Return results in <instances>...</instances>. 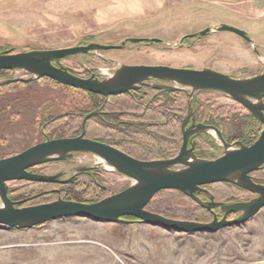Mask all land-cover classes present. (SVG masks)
<instances>
[{
    "label": "rangeland",
    "instance_id": "rangeland-1",
    "mask_svg": "<svg viewBox=\"0 0 264 264\" xmlns=\"http://www.w3.org/2000/svg\"><path fill=\"white\" fill-rule=\"evenodd\" d=\"M221 24L244 30L252 42L231 31L214 30ZM205 29L207 32L200 34ZM128 38H158L159 41L134 43L127 41ZM90 44L123 46L93 48L61 58L58 64L77 76L95 75L99 79L107 77L120 63L206 67L236 78L250 77L264 69V0H0V52ZM29 77L30 74L18 69L0 70V81ZM53 81L42 77L23 84H0V158L46 139L70 137L81 131L82 121L77 130L67 123L62 133L54 130L73 113L84 109L91 112L89 107L99 100L89 101L90 97L80 89ZM152 81L146 82L174 85L164 80ZM148 87L140 94L110 95L109 105H106L107 108L120 105L122 109H115L122 114L120 119L136 123L135 115L142 110L135 105L139 96L144 102L154 96L163 102L159 114L149 111L143 117L144 121L151 122L142 136H134L138 138L135 142L152 150L148 154L143 149L147 153L143 155L145 158L174 156L179 151L181 134L176 116H182L193 102L202 113L201 118H221L220 126L226 140L238 139L247 145L262 129L258 119L222 92L203 90L188 100V89L165 91L158 88L155 93L152 86ZM167 103L172 104L169 111ZM166 112L170 114L168 117ZM63 113L71 115L47 124ZM233 117L237 119L233 121ZM166 120L168 123L163 125ZM238 122L243 125L242 133L236 129L240 126ZM102 123L100 126L93 120L85 121L86 136L127 139L114 132L113 126ZM104 127H107L105 132ZM196 143L206 152L202 159L217 157L224 151L211 130L202 131ZM98 161L92 154L79 152L63 160L34 166L31 171L58 172L66 182L32 183L31 188L38 191L34 194L53 188L72 189L85 197L98 193L102 199L131 183L126 176ZM254 175L264 180V170ZM25 183L19 180L7 185L9 190H14L12 194H17L28 191L29 187L21 186ZM220 183L202 187V196L209 198L211 195L224 203L253 197L245 189L246 192L240 193ZM51 192L54 194L50 197L63 198V191ZM167 193H158L162 207H191L196 203L187 196ZM45 198L33 203L43 202ZM213 211L219 218L223 215L218 209ZM239 214L235 212L227 218ZM123 219L127 222L63 217L26 229L0 226V264H264V207L243 223L215 232H176L139 222L133 217ZM211 219L212 215L208 221Z\"/></svg>",
    "mask_w": 264,
    "mask_h": 264
},
{
    "label": "water",
    "instance_id": "water-1",
    "mask_svg": "<svg viewBox=\"0 0 264 264\" xmlns=\"http://www.w3.org/2000/svg\"><path fill=\"white\" fill-rule=\"evenodd\" d=\"M208 29L200 32L205 34ZM214 30L231 31L246 41L252 42L244 30L221 24ZM158 42V38H128L129 42ZM119 45H78L55 49H37L25 52H0V70L18 69L30 74L29 78H12L3 83L25 82L47 77L60 84L103 95H118L137 89L140 85L152 86L165 91L188 89V100L199 91L215 90L226 94L247 109L262 124L257 138L250 144L238 142L237 146L224 140L213 126L198 125L183 131V144L177 155L167 159L140 160L113 146L84 137L85 121L98 110L87 113L82 119V130L77 136L46 139L20 152L0 158V226L26 229L63 217H83L102 222H127L124 217H133L139 222L160 226L184 233L215 232L223 227L243 223L264 207V184L255 182L250 173L264 167V69L256 75L244 78L202 67H174L168 65L123 64L112 70L107 77L95 75L80 77L58 64L59 59L85 53L93 48H121ZM148 80H164L174 85L150 84ZM190 109V104L188 105ZM213 130L223 146V153L213 159L198 158L192 149H186L189 135L196 131ZM89 153L116 171L126 176L131 183L125 188L94 202H81L58 197L49 202L17 206L36 198L43 191L22 200L8 196L10 181L62 182L60 174H39L30 171L33 166L54 160H63L73 153ZM89 168V167H86ZM83 169V168H82ZM228 182L251 194L248 200L229 203L201 199L198 194L203 185ZM175 189L189 197L201 207L219 210L218 218L213 211L210 221L174 219L146 209L152 197L161 190ZM240 212L235 218L228 214Z\"/></svg>",
    "mask_w": 264,
    "mask_h": 264
},
{
    "label": "flooded vegetation",
    "instance_id": "flooded-vegetation-1",
    "mask_svg": "<svg viewBox=\"0 0 264 264\" xmlns=\"http://www.w3.org/2000/svg\"><path fill=\"white\" fill-rule=\"evenodd\" d=\"M154 81H156V80H154ZM154 81H152V82H154ZM148 88H150V87H148L147 85H140L137 89L129 90L128 92H130L131 95H133L134 93L140 94V92H142L144 89H148ZM151 90H153L156 93L157 90H158V88H156V90H155V88H152L151 87ZM89 93H91V92H89ZM124 93H127V92H124ZM91 94H95V93H91ZM95 95H98L100 98L103 99V101L97 102L96 104H93L92 105L90 111L98 110V112L96 114L90 116L87 120H89L92 117H98L100 120H102L103 122H105L109 126L110 125L113 126L111 128L117 129L119 127L120 128L119 129V132L121 133V136L122 135H125V136H127V139H124L123 136L122 137H113V136H111V137L109 136L108 137V135L107 136H102V137H93L92 138V137L86 136V130H85V133H84L83 136L86 137V138H89V139H92V140H96V141H99V142H103L105 144H108L110 146H113L114 148H117L118 150H120V151H122V152H124V153H126V154H128V155H130L132 157H134V158L140 159V160L167 159V158L174 157L175 155L178 154V152L180 151L181 146L183 144V131H185L189 127H192L191 129L192 130H195L198 125H206V126H213V127H215L216 129H218L220 131V133H221L222 137L224 138V140L226 142L230 143V144H234V145L237 146V143L238 142H242V143L244 142V141H241V140H238V139H233L232 141L226 140L225 137H224V135H223V133H222L223 131H222L221 126H220L221 118H214V117L211 118V119H206V118L203 119V118H201L202 113L198 112V110H197L198 108H197V106H194L195 105L194 104L195 102H193V104L190 105V109H188V107H186V110L182 114V116H180V117L176 116L177 117V121L179 122V130H180V134H181V144H180V147H179V151H177V153L174 156L172 155V156H169V157L139 158L138 156L140 155L141 152L138 150L139 151V153H138L137 150L136 151H133V149L132 150L129 149L128 146H126L122 141H125V142L132 141L134 139V136H140V135L142 136L143 132H145V131H143L144 128L146 127V125H149V122H151V121H144V118L143 117L146 116V114L149 111L150 112H153L156 115H157V113L159 114L160 111H158V110H161V108L159 106H161V104H163V102L160 101V100H156V98H154L155 96L153 98H150L148 101H145L144 102L141 99L142 96H139V99H138V101H136L135 105L141 106L142 107V110H140L139 112H137V114L135 115L136 118H138L137 119L138 122L133 123V122H128L127 120H124V119H120V117L122 116V114L120 113V111L110 110V109H108L106 107V105H109L107 103V99L109 98V96L105 97V96L99 95V94H95ZM118 95H120V94H118ZM263 99H264V97H263ZM166 106H169V108H166L167 111H169L170 108L172 109V107H171L172 104L171 103H167ZM156 111H158V112H156ZM165 114H166V117H168L170 115L169 112H166ZM117 119H119V120H117ZM115 120H117V121H115ZM167 123L168 122L166 120L165 122H163V125H166ZM84 128H85V125H84ZM81 130H82V128H81ZM206 131L209 132L210 129L209 130H206ZM211 131H213V130H211ZM201 132H196V131L192 132L189 135V137H188L187 145H186V149H192V152L198 158L199 157L200 158H203V156L206 155V152H204V151H202V149L198 148L199 146L196 143V139L199 137V135L201 134ZM80 133H81V131L79 133L73 135V136H77ZM213 133H214V131H213ZM137 139L135 138L133 141H135ZM140 149L143 152H144L143 149H146V152H148V154H149L150 151H152V150H149V148H145V147H141ZM76 153H79V152H76ZM207 159H213V158H207ZM33 167H31V168H33ZM32 172L41 173V172H38V171H32ZM90 172H86V173L89 174ZM57 173H55V174H57ZM59 180L60 181L64 180V177L60 175L59 176ZM57 184H64V183L58 182ZM46 191L47 192L55 191V192L59 193L60 192V189L53 188V189L46 190ZM202 193H204V192L201 191L198 194V196L200 198H202L204 200L209 199L208 197L206 198V197L202 196ZM26 198H29V197H26ZM12 200H16V199H12ZM32 204H38V203H31V204H27V205H32ZM210 211H211L212 216H213V211L212 210H210ZM218 218H219V216H218Z\"/></svg>",
    "mask_w": 264,
    "mask_h": 264
},
{
    "label": "trees",
    "instance_id": "trees-1",
    "mask_svg": "<svg viewBox=\"0 0 264 264\" xmlns=\"http://www.w3.org/2000/svg\"><path fill=\"white\" fill-rule=\"evenodd\" d=\"M53 81V80H52ZM54 83H56V84H60V83H58V82H56V81H53ZM17 84H23V82H16ZM71 88V87H70ZM81 92H83V93H85L88 97H90L89 99V101H95V102H97L96 100H99L98 102H100V101H103V99L102 98H100L98 95H95V94H91V93H89V92H87V91H84V90H81ZM180 92V91H179ZM95 104V103H94ZM116 107H109L108 109H110V110H115L117 107H119V108H121L120 107V105H115ZM90 109H91V107H89ZM89 109V110H90ZM122 109V108H121ZM0 112H1V110H0ZM212 112V111H211ZM82 113H87L86 111H85V109H84V111H82V112H80V113H73V115L72 116H68V115H71V113H63V114H59V115H56V116H54V118L52 119V120H50L47 124H50V123H52V122H54V123H56V122H58V120H59V122L61 121V118H62V116H68L69 118H67L68 120H66V119H64V120H66V121H63V122H61L62 124L59 126V128H57L56 130H54V131H59L60 133H62V131L65 129V128H67V127H65L64 125L67 123V126H69V127H75V129L77 130V129H79V126L81 125V121H82V118H83V114ZM225 113V112H224ZM82 114V115H81ZM221 116V115H220ZM235 118V119H234ZM237 119V117H233L232 118V120L233 121H235ZM89 120H93V121H95L98 125H100V126H103V123H102V121L98 118V117H92V118H90ZM117 120H119V119H117ZM117 120H115V121H117ZM238 121V120H237ZM239 123V122H238ZM239 125H240V123H239ZM236 127V126H235ZM242 127H243V125H242V123H241V125L239 126V127H236V129L237 130H239L240 131V133H242ZM104 129V132H105V130L107 129V127H104L103 128ZM109 129V128H108ZM112 129V128H111ZM119 127L117 128V129H114V132H118V133H120L119 132ZM121 134V133H120ZM61 135V134H60ZM245 136V135H244ZM257 136H258V133L256 134V135H254L253 136V139L252 140H249L247 143L248 144H250V143H252L256 138H257ZM245 139V138H244ZM134 140V139H133ZM127 141V142H125V141H122L126 146H128V148L129 149H133V151H140L141 153H140V155L138 156L139 158H145L146 156H143V155H146L147 153H144V152H142V150L140 149L141 147H143L140 143H137V142H135V141ZM151 140H153L152 138H151ZM154 141V140H153ZM139 148V149H138ZM149 150H151V149H149ZM139 151H138V153H139ZM146 152V151H145ZM144 153V154H143ZM149 154H151L150 152H149ZM262 170H264V167H261V168H259L258 170H255V171H253V172H251L250 174H251V177H252V179L254 180V181H256V182H258V183H263L264 184V180H258V179H256V178H254V174L255 173H258L259 171H262ZM21 182H26L24 185L23 184H21V186L22 187H26L27 186V188H28V191H27V189L25 190V191H27V192H19V193H17V194H12V191H14V190H9V188H8V196L11 198V199H19V197H30V196H32V195H34V193H36V192H38V191H35V189H33V188H31L32 186H31V184L32 183H38L37 181H25V180H20ZM40 183V182H39ZM218 183H220V182H218ZM218 183H213V184H218ZM221 184V183H220ZM222 184H226L227 186H230V187H232V188H234L235 190H236V192L238 191V192H240V193H244V192H246L244 189H242V188H239L238 186H236V185H233V184H229V183H222ZM208 185H211V184H208ZM208 185H203L202 187H205V186H208ZM20 186V187H21ZM18 189H16V191H17ZM61 192L63 191V195H62V197H63V199H71V200H77V201H81V202H94V201H97V200H100V195L97 193V194H95L93 197H85V195H83V194H78V193H74V191H72V189L70 190V189H62V190H60ZM161 192H168L167 194L168 195H171V194H177V195H181V196H185L183 193H181L180 191H178V190H175V189H167V190H161V191H159V192H157L153 197H152V199L148 202V204L146 205V209L147 210H149V211H152V212H155V213H159V214H161V215H163V216H166V217H169V218H174V219H184V220H194V221H202V222H206V221H208L210 218H211V215H212V213H211V211L209 210V209H206V208H203V207H201L199 204H196V203H194V205L193 206H191V207H189V206H185V205H181V206H172V207H162V204H163V202L162 201H160V200H158L157 199V196L159 195L158 193H161ZM52 194H54V192H47V193H45V194H42V195H40V196H38V197H36V198H32V199H30V200H28L27 202H25V203H23V204H18L17 206H23V205H27V204H31V203H33L35 200H38V198H45V197H47V198H45L44 200H43V202H49V201H52V200H54L55 198H52V197H50V195H52ZM57 197V196H56ZM157 199V200H156ZM43 202H35V203H43ZM2 227V226H1Z\"/></svg>",
    "mask_w": 264,
    "mask_h": 264
},
{
    "label": "bare ground",
    "instance_id": "bare-ground-1",
    "mask_svg": "<svg viewBox=\"0 0 264 264\" xmlns=\"http://www.w3.org/2000/svg\"><path fill=\"white\" fill-rule=\"evenodd\" d=\"M84 126V125H83ZM85 129V128H84ZM100 164H102L103 166H105L106 168H108V169H110V167L108 166V165H106V164H104L100 159H99V161H98Z\"/></svg>",
    "mask_w": 264,
    "mask_h": 264
}]
</instances>
